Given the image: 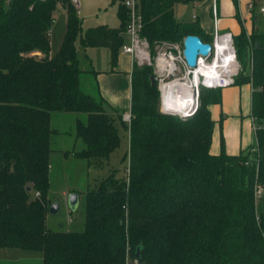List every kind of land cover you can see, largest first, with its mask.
I'll use <instances>...</instances> for the list:
<instances>
[{"label": "trees", "instance_id": "obj_1", "mask_svg": "<svg viewBox=\"0 0 264 264\" xmlns=\"http://www.w3.org/2000/svg\"><path fill=\"white\" fill-rule=\"evenodd\" d=\"M117 1V27L83 31L69 0H0V248L39 252L41 264H128L137 249V264H264V196L256 204L253 198L255 181L264 190V126L255 129V172L243 152H210L208 106L219 103L221 88L200 87L198 107L186 118L166 115L151 66L134 61L128 123L101 95L82 89L77 39L84 48L106 47L114 67L128 21L124 0ZM193 1L136 0L152 54L157 43L189 34L211 41L197 20L174 16L176 3ZM56 3L65 9V33L50 55ZM233 37L238 60L236 43L244 45L239 63L249 70L234 84L250 83L251 114L261 122L264 32L241 28ZM55 112L86 113L76 121L83 145L72 155L88 167L102 168L119 146V127L128 132L124 175L111 173L82 193L81 232L46 227Z\"/></svg>", "mask_w": 264, "mask_h": 264}, {"label": "rangeland", "instance_id": "obj_2", "mask_svg": "<svg viewBox=\"0 0 264 264\" xmlns=\"http://www.w3.org/2000/svg\"><path fill=\"white\" fill-rule=\"evenodd\" d=\"M203 1V0H202ZM202 1L194 0L189 3H176L173 6L174 16L179 21H198L199 16V24L203 27H209L208 21L203 19L202 12L205 11V14L208 11V16L214 20L213 14L211 17L210 13V5L209 2L206 1L201 6L200 3ZM212 2V0H211ZM261 0H255V6L253 9V19L251 17H247L246 28L250 29L251 23H253V30L258 32H264V13L260 12V6L262 5ZM80 11L78 16L82 22V30H86L89 27H94L101 24H107L110 27H117L119 25V19L117 17L116 11L118 6L117 0H80ZM218 20H220V27L218 29L219 32H222L223 28L221 27V20L225 21L227 19H233V22H236V19L231 16V14L235 13V5L232 0H218ZM247 5V4H246ZM248 8V6H247ZM248 10H250L248 8ZM238 11V8H237ZM212 12V11H211ZM65 9L62 7L60 3H56L55 8L53 10V23L50 30V55H54L60 48L63 35L65 33ZM193 15L195 18H193ZM235 24V23H233ZM235 27V25H234ZM213 33V32H212ZM126 43V40H125ZM124 43V44H125ZM176 44H180L181 42H173ZM237 48L240 49V58L242 61L246 58L244 45L242 43H236ZM77 47H78V61L79 67L81 70H92V69H102L101 67L105 66L103 52H106L107 48L105 47H87L84 48L80 41L77 39ZM108 51V50H107ZM155 53L152 54L150 50V57L152 60L156 59L157 53L156 51H163L161 48H154ZM88 52H91V56L94 58V62H90V60L86 57ZM87 54V55H86ZM107 59V56H106ZM240 59L238 61H241ZM151 66V65H149ZM152 68V66H151ZM243 69V70H242ZM243 74H248L249 70L244 64L241 62L240 72ZM241 72V73H242ZM83 72L82 74H84ZM82 87L84 91H90V88L86 86L87 79L89 78L87 75H82ZM153 74V68H152ZM154 76V74H153ZM181 78L185 80H189L184 75L183 70L179 71L176 74V78ZM185 77V78H184ZM173 76L166 77L164 81L168 83V81H173ZM157 81L158 86V79ZM189 83V82H188ZM247 85V91H244L242 94V110L237 114L236 120H230L228 122L225 133L227 131V137L225 141L229 145V151L232 149L235 141H238L240 138V134L242 131L243 139L247 141H252L250 143L254 145V137L252 134V124L255 127H259L260 125L264 126V119L259 121H251L248 96H249V84L245 82ZM247 98V104L245 99ZM199 102V99H198ZM245 104L247 106H245ZM245 106V107H244ZM215 108V107H213ZM218 108L214 109L217 110ZM216 113V112H215ZM220 113V112H219ZM214 116V113L212 114ZM216 115H218L216 113ZM123 120H125L124 115L122 116ZM77 119L82 120L83 122L86 120V113L84 112H55L50 116V127L55 129L54 136H52L50 141L51 153L49 157V192L48 198L50 202L53 200H57L60 203L59 212L55 215H52L48 212L46 227L52 231H66V232H81L83 230L84 223V196L80 193L81 191H85L86 185L93 186L95 182H99L109 176L111 173H115L116 176L121 177L124 175V167L126 166V159L122 160V156L127 151L128 148V132L124 130L122 127H119V137L120 143L119 146L110 153L107 161L105 162L102 168H94L89 167L86 164L85 159L74 158L72 156L71 150L81 149L83 143L76 136V121ZM235 119V118H234ZM126 121V120H125ZM214 141L211 146V151L216 152L219 149L220 145V137H222L224 133V129L220 126L219 122L214 123L213 129ZM225 137V135H224ZM237 143V142H236ZM224 144V142H223ZM232 145V146H231ZM251 145V144H250ZM248 149V148H247ZM250 156L253 155L251 148H249ZM76 190L79 196V200L76 206H69L68 204V195ZM62 193L66 194V197H62ZM262 201V205L264 206V200ZM260 204V203H259ZM258 208V207H257ZM41 255L39 252H30L24 250L17 249H2L0 248V264H41L40 258L37 259ZM128 264H137L135 260L128 261Z\"/></svg>", "mask_w": 264, "mask_h": 264}, {"label": "built area", "instance_id": "obj_3", "mask_svg": "<svg viewBox=\"0 0 264 264\" xmlns=\"http://www.w3.org/2000/svg\"><path fill=\"white\" fill-rule=\"evenodd\" d=\"M77 13L80 11V0H69ZM255 0H248V7L253 8ZM260 6V12L264 13V0ZM125 7L128 9V21L126 24L124 36L126 43L122 47L124 53L129 54L133 61L138 65H151L153 68L154 78L158 79V90L160 97V110L161 112L167 111L171 105L165 106L161 85L166 83L164 79L173 76L183 70L184 75L189 80V90L191 91L194 102L189 105L185 110H178L177 116L186 118L192 115L198 107V95L200 87L205 88H225L235 83V78L240 72V63L237 59V52L234 44V37L231 31L219 32L217 17H216V0H212V13H213V33L212 39L208 43L211 50L207 56H199L196 66L191 68L185 61L182 53V41L180 44L170 43L166 41L159 42L155 45L156 48H162L163 51H156L157 57L152 60L150 57V47L148 41L140 35V28L142 26L141 17L136 10V0H124ZM193 18L195 16L193 15ZM207 42V41H204ZM185 78V77H184ZM172 81V80H171ZM170 82V81H168ZM171 95V94H170ZM182 95V94H181ZM171 98V97H170ZM126 121L130 120V115H124ZM254 121V118H253ZM254 132L256 127L252 126ZM252 156H247L244 164L246 167H254L255 172L258 171L259 162V147L251 148ZM248 154H250L248 152ZM264 196L263 188L255 181L253 186V198L255 204L258 203Z\"/></svg>", "mask_w": 264, "mask_h": 264}, {"label": "crops", "instance_id": "obj_4", "mask_svg": "<svg viewBox=\"0 0 264 264\" xmlns=\"http://www.w3.org/2000/svg\"><path fill=\"white\" fill-rule=\"evenodd\" d=\"M206 1L209 2L210 5V13L212 17V2L211 0H203L199 6L204 4ZM216 0V16L218 15V5H217ZM233 4L235 5V13L231 14L236 19V22H233V19H227L225 21L221 20V27L223 28V31H231L233 35L238 34L241 31V28H243L246 32V34H249L253 30V23H251L250 29L246 28V21L245 19L249 16L251 17V20L254 18L253 17V9L255 6V1L253 8H249L248 10V0H232ZM247 4V5H246ZM238 8V11H237ZM209 11V10H208ZM208 11L205 14V11L202 12L203 19L208 21L209 27H203V31L209 35L212 34L213 32V19H211L208 16ZM198 22H199V16H198ZM235 23V24H233ZM235 25V27H234ZM218 27H220V20H218ZM126 39V37H125ZM94 48V47H92ZM106 48V47H105ZM108 50V49H107ZM106 52H103L104 56V62L105 66L101 67L102 69H92V70H83L85 73L82 74L87 75L89 78L87 79L86 86L90 88V91H86L92 95H101L106 102L116 111L121 113L122 115H130V101H131V70H132V65H133V58L127 54L124 53L122 50L120 51L117 59V63L115 64L114 67L111 66L110 63V52L109 50ZM91 52H88V55L86 56L90 62H94V58L90 55ZM107 56V59H106ZM80 61H78V64ZM112 68V70H111ZM83 77L81 76L80 78V83L82 87V81ZM249 84L248 90H249V96H248V103H249V109H250V115H251V121L253 122V116L251 114V91L252 87ZM247 85L245 83L242 84H233L231 86H227L225 88L220 89V101L219 103H211L208 108L210 110L211 118L214 121V123L219 122L220 126L224 129V133L222 134L223 136L220 137V145L219 149L216 152L211 151V146L214 141V135L212 131V140H211V146H210V152L212 154H218L221 151V148L227 153V154H239L240 152H243L244 154H247V156H250L248 154L249 148H253V144L250 143L252 141H247L243 139L242 136V131L240 134V138L238 141H235L234 145L232 146V149L229 151V144L225 141V138L227 137V131L225 133V128L228 124V122L233 121V123L236 120L237 114L242 110L241 104H242V94L244 91H247ZM83 89V87H82ZM246 104H247V98L245 99ZM245 104V106H247ZM244 106V107H245ZM218 108L215 110V108ZM220 112V113H219ZM214 113V116L212 115ZM235 118V119H234ZM127 123L129 121H126ZM253 126V124H252ZM214 129V125H213ZM253 130V128H252ZM253 137H254V145L257 144L256 142V137H255V132L254 130L252 131ZM225 135V137H224ZM224 142V144H223ZM237 142V143H236ZM251 144V145H250ZM248 148V149H247ZM128 149V148H127ZM72 152V150L70 151ZM73 156V155H72ZM76 158L75 156H73ZM87 164V162H86ZM88 166V164H87ZM89 168V167H88ZM89 184L86 185L85 191L88 188ZM84 191V192H85ZM84 193L83 191H81ZM71 193H77L76 190H73ZM82 193L81 196L83 195ZM78 194V193H77ZM62 197H66L65 193H62ZM79 200V196H78ZM57 202V200H53L51 203ZM59 202V201H58ZM42 261L41 255L37 257Z\"/></svg>", "mask_w": 264, "mask_h": 264}, {"label": "water", "instance_id": "obj_5", "mask_svg": "<svg viewBox=\"0 0 264 264\" xmlns=\"http://www.w3.org/2000/svg\"><path fill=\"white\" fill-rule=\"evenodd\" d=\"M182 46H183L182 53L185 58V61L191 68H194L196 66L197 59L199 56H207L211 50V46L208 42H204L199 36L193 34H189L185 36V38L182 41ZM172 92L174 96L177 92V89L174 88ZM176 98H178V94H176ZM162 113L166 115L177 116L178 110L168 109L167 111ZM77 202H78V194L70 193L68 195L69 206L71 207L76 206ZM59 208H60L59 202L51 203L48 212L52 215H55L59 212ZM135 258L139 260V249H137L136 251Z\"/></svg>", "mask_w": 264, "mask_h": 264}, {"label": "bare ground", "instance_id": "obj_6", "mask_svg": "<svg viewBox=\"0 0 264 264\" xmlns=\"http://www.w3.org/2000/svg\"><path fill=\"white\" fill-rule=\"evenodd\" d=\"M188 84H189L188 81H186L185 79H181V80L176 79L168 83H163L161 85V89L163 91L162 96L165 106H169L171 101V105L169 106L170 109L172 110L187 109L189 105L194 102V98L191 91L189 90ZM174 88L177 89L176 94H178V98H176V94L174 96L172 94L173 93L172 90Z\"/></svg>", "mask_w": 264, "mask_h": 264}]
</instances>
